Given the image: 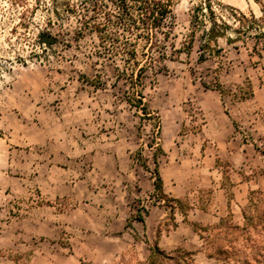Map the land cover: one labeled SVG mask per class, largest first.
Returning a JSON list of instances; mask_svg holds the SVG:
<instances>
[{
	"label": "rangeland",
	"instance_id": "374dc122",
	"mask_svg": "<svg viewBox=\"0 0 264 264\" xmlns=\"http://www.w3.org/2000/svg\"><path fill=\"white\" fill-rule=\"evenodd\" d=\"M202 1L177 0L168 39L157 35L164 48L151 51L166 56L143 76L157 135L125 101L122 61L95 56L94 34L75 39L83 0H0V264L144 261L154 245L191 253L188 264H240V243L209 257L189 222L204 236L240 225L249 192L264 190V46L221 39L219 55L198 63L202 30L190 19ZM213 2L232 26L230 7L261 16L255 0ZM40 32L57 42L42 50ZM96 74L100 87L81 79ZM248 81L243 100L215 88ZM156 143L165 198L190 205L188 222L154 200L151 175L133 158L140 152L153 171Z\"/></svg>",
	"mask_w": 264,
	"mask_h": 264
},
{
	"label": "trees",
	"instance_id": "16d2710c",
	"mask_svg": "<svg viewBox=\"0 0 264 264\" xmlns=\"http://www.w3.org/2000/svg\"><path fill=\"white\" fill-rule=\"evenodd\" d=\"M177 0H83L82 16H79L81 26L75 32V39H81L86 34H94L97 39L95 56L115 62L119 58L122 66H116V78L122 79L126 85L124 97L127 104L135 109L137 115L142 119L153 121L157 128V135L160 131L159 116L151 111L144 101L142 93L143 76L147 68L152 67L155 60H162L166 56L163 52L155 58L152 56L153 49L161 51L164 47L159 44L158 34L166 40L169 37L172 6ZM260 7L261 16H249L240 10L230 7L227 11L228 18L234 23L232 26L227 19L218 14L214 7L213 0H203L191 10L190 26L193 30H202L198 44L197 62L202 63L208 56L219 55L221 47L219 40H224L227 45H235L246 38H254L264 46V3L255 0ZM220 8L226 9L223 5L216 3ZM191 31L187 43L188 51L193 44L194 33ZM57 42L54 35L48 32L38 34V44L43 46L42 50L50 48ZM181 52V50H175ZM81 79L92 86L100 87L103 82L98 74L95 78L89 79L82 75ZM220 95H230L234 99L243 100L250 97L253 92L249 81L244 86L238 87L236 92H227L216 85ZM155 135L154 140L157 138ZM154 148L153 161L154 169L149 170L144 156L137 152L134 160L141 167L148 171L152 179L153 192L151 196L156 202H168L165 205L171 212L178 211L186 220L187 212L191 209L188 203L177 198H165L162 189V179L157 168V156L162 153L161 146L156 143ZM170 203V204H169ZM242 223L227 224L223 229L213 236H204L201 232L206 229L195 222H189L193 231L202 239V247L209 257L218 254H231L236 245L247 249L246 255L238 259L240 264H264V190L250 191L247 196V203L241 208ZM138 219L143 218L138 214ZM241 253V252H240ZM191 253L183 250L166 253L157 245L150 248L146 260H133L131 257L123 258L114 264H188ZM229 257L228 255H226ZM80 264H91L81 262Z\"/></svg>",
	"mask_w": 264,
	"mask_h": 264
}]
</instances>
